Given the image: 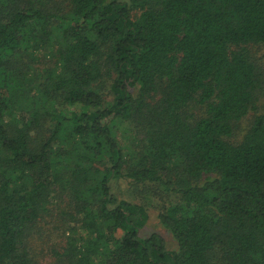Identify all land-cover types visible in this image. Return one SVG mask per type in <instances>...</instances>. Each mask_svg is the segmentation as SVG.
Returning <instances> with one entry per match:
<instances>
[{"label":"trees","instance_id":"obj_1","mask_svg":"<svg viewBox=\"0 0 264 264\" xmlns=\"http://www.w3.org/2000/svg\"><path fill=\"white\" fill-rule=\"evenodd\" d=\"M251 44L264 50V0H0V264H39L29 237L65 199V264H264ZM48 48L41 90L28 71ZM120 179L158 189L175 249L141 235L149 212L115 194Z\"/></svg>","mask_w":264,"mask_h":264},{"label":"rangeland","instance_id":"obj_2","mask_svg":"<svg viewBox=\"0 0 264 264\" xmlns=\"http://www.w3.org/2000/svg\"><path fill=\"white\" fill-rule=\"evenodd\" d=\"M47 7L52 11L61 12L66 9L68 0H45ZM252 59L257 63L259 70L264 74V50L261 46L251 44L248 46ZM55 49L44 50L34 63L31 74V80L36 81L41 90L49 83L47 77L49 72L56 68V57L54 56ZM27 70V68L25 69ZM106 84V83H105ZM107 86V84L105 85ZM106 93V87L104 89ZM106 95V94H105ZM158 98V96H157ZM264 108V86L259 95V110ZM205 105L194 100L188 107V114L194 120L203 115ZM257 111H252L245 116L236 125L235 131L231 140L239 141L245 132L248 130L251 121L256 115ZM36 126V125H34ZM48 122L41 119L35 129V135L47 134ZM113 191L120 198H126L130 201L145 204L149 212V221L141 232V235L146 237L153 232L159 233L163 236L165 243L169 249L176 248V241L172 234L163 227L160 223L158 214L164 203L158 196L161 195L159 191H152V189L142 184L130 183L127 179H120L112 182ZM70 207L67 199L60 201L51 207L49 213L45 214L43 218L34 226L29 237V243L32 251L35 253L39 264H65V258L61 255L63 247L66 244L67 236L70 228L75 224L70 216ZM77 224V223H76ZM75 224V225H76ZM220 257H217L219 261ZM223 264V262H217Z\"/></svg>","mask_w":264,"mask_h":264}]
</instances>
